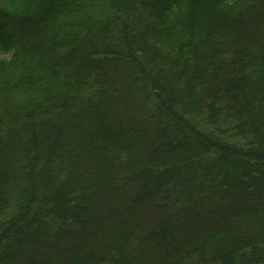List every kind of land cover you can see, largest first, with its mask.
Masks as SVG:
<instances>
[{
	"label": "trees",
	"instance_id": "obj_1",
	"mask_svg": "<svg viewBox=\"0 0 264 264\" xmlns=\"http://www.w3.org/2000/svg\"><path fill=\"white\" fill-rule=\"evenodd\" d=\"M0 264H264V0H0Z\"/></svg>",
	"mask_w": 264,
	"mask_h": 264
},
{
	"label": "rangeland",
	"instance_id": "obj_2",
	"mask_svg": "<svg viewBox=\"0 0 264 264\" xmlns=\"http://www.w3.org/2000/svg\"><path fill=\"white\" fill-rule=\"evenodd\" d=\"M75 12H76L75 9L66 8L63 13H64L65 18L69 19L70 15L74 14Z\"/></svg>",
	"mask_w": 264,
	"mask_h": 264
}]
</instances>
